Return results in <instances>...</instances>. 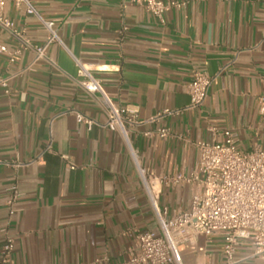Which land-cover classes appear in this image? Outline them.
<instances>
[{
    "label": "crops",
    "instance_id": "1",
    "mask_svg": "<svg viewBox=\"0 0 264 264\" xmlns=\"http://www.w3.org/2000/svg\"><path fill=\"white\" fill-rule=\"evenodd\" d=\"M178 1L187 3L161 22L119 0H31L60 38L40 59L0 25V44L20 50L13 63L0 54V76L11 88L7 94L0 86V253L8 226L15 264L121 263L139 234L160 232L123 137L105 127L108 103L79 86L77 61L113 104L137 112L142 123L131 129V141L157 178L195 172L196 143L222 142L226 129L242 151L264 147V0ZM5 14L31 42L48 38L24 7L9 1ZM194 72L213 81L203 106L187 109ZM73 111L98 125L87 129ZM161 128L169 130L166 138L145 135ZM13 179L22 196L9 222ZM156 186L160 207H190L192 184ZM222 247L221 234L200 235L180 245L181 264H224ZM235 261L264 264L249 242L238 246Z\"/></svg>",
    "mask_w": 264,
    "mask_h": 264
},
{
    "label": "built area",
    "instance_id": "2",
    "mask_svg": "<svg viewBox=\"0 0 264 264\" xmlns=\"http://www.w3.org/2000/svg\"><path fill=\"white\" fill-rule=\"evenodd\" d=\"M9 1L16 6L24 7L27 14L41 19L48 31V38L43 44L31 42L25 34L16 28L14 22L5 14ZM121 3H132L143 6L147 12L164 22L165 14L172 8H182L187 1L178 0H119ZM0 25L19 38L25 49L36 53L37 58H44L50 45L60 41L53 21L44 20L32 5L31 0H0ZM20 50L11 51L6 45L0 44V54L8 56L9 62L15 61ZM78 84L88 94L101 95L108 103V121L105 127L117 131L123 137L130 155L134 160L147 195L153 206L160 232L148 231L139 234L130 250L129 259L114 264H181L179 247L191 242L200 235L211 237L217 233L223 236L224 264H236L235 253L242 242H249L254 247V255L264 260V147L251 151L238 148L231 130L223 131L222 142L199 141V161L195 172L189 176L157 178L140 164L137 149L133 146L130 132L133 127L141 124L137 112L129 107L116 106L107 97L101 82L84 64L77 61ZM213 78L203 72H194L187 86L190 104L187 109L203 106L209 93ZM0 86L7 94L11 93L9 79L0 76ZM261 112L264 113V99ZM78 123L91 130L98 122L79 111H73ZM178 114L165 110V114ZM159 115L156 119L160 118ZM149 120L148 122H152ZM147 137L166 138L169 130L161 128L146 132ZM185 182L193 185L192 202L188 209L170 212L160 207V190L158 182ZM21 192L15 179L8 187L6 206L8 221L20 211ZM4 244L0 253V264H15V235L7 226L2 230ZM106 264H113L107 262Z\"/></svg>",
    "mask_w": 264,
    "mask_h": 264
}]
</instances>
